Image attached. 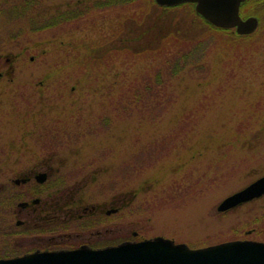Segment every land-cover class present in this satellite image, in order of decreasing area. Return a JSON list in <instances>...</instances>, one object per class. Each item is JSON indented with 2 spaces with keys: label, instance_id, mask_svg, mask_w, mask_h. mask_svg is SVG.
Returning a JSON list of instances; mask_svg holds the SVG:
<instances>
[{
  "label": "rangeland",
  "instance_id": "obj_1",
  "mask_svg": "<svg viewBox=\"0 0 264 264\" xmlns=\"http://www.w3.org/2000/svg\"><path fill=\"white\" fill-rule=\"evenodd\" d=\"M34 1L22 15L14 6L27 0H0V182L33 165L42 158L41 145H48L49 154L58 153L53 171L74 176L65 182L70 191L136 195L134 205L149 211L130 220L132 229L174 230L191 247L236 237L264 241V195L231 212L217 211L226 196L264 175V28L234 48L232 62L221 49L207 57L210 71L186 68L168 86L175 100L153 123L151 111L135 99L120 110L108 103L120 87L146 75L145 61L118 57L90 70L68 44L109 32L118 14L127 17L113 47L139 51L170 32L194 37L208 27L194 5L163 10L154 4L138 20L135 14L145 9L141 0ZM93 4L103 7L76 22L34 33L28 26L30 17L47 20ZM241 13L262 18L264 5L247 3ZM212 42L207 35L203 48ZM107 47L95 50L97 56ZM105 115L114 119L110 126L96 128ZM182 119L190 124L178 127Z\"/></svg>",
  "mask_w": 264,
  "mask_h": 264
},
{
  "label": "flooded vegetation",
  "instance_id": "obj_2",
  "mask_svg": "<svg viewBox=\"0 0 264 264\" xmlns=\"http://www.w3.org/2000/svg\"><path fill=\"white\" fill-rule=\"evenodd\" d=\"M244 3V7L247 3L263 6L264 0ZM254 14L243 16L241 13L243 18ZM263 17L259 18L260 23ZM41 146L42 158L0 182V262L57 253L59 264H92L94 258L88 253L124 242L164 236L176 243H187L178 240L174 230L144 234L130 228L133 217L143 218L138 214L149 211L134 205V194L70 191L61 184L66 182L64 174L53 171L54 157L58 153L49 154L50 146ZM150 218L153 219L149 217L146 221ZM234 239H219L211 244ZM70 252L73 255L68 256ZM76 252L81 255L76 256ZM33 260L38 262L40 258Z\"/></svg>",
  "mask_w": 264,
  "mask_h": 264
},
{
  "label": "trees",
  "instance_id": "obj_3",
  "mask_svg": "<svg viewBox=\"0 0 264 264\" xmlns=\"http://www.w3.org/2000/svg\"><path fill=\"white\" fill-rule=\"evenodd\" d=\"M27 3L17 4L15 7V11L22 15H28L29 10L36 4L34 0H27ZM129 1V0H128ZM135 2L134 0H131ZM145 2V9L141 11L138 15H136L137 19L141 20L143 15L150 11L152 5H157L154 0H141ZM152 1L154 3H152ZM108 1L104 2V5H108ZM117 5V4H116ZM186 4L179 5L176 7H161L163 10L170 9V8H177L182 7ZM158 6V5H157ZM103 6L100 4H93L89 6H81L79 9H68V11L57 14L55 17L48 18L47 20H35L34 18L30 17V21L28 22V26L30 27L31 32H40V31H47L48 29L55 28L57 26H61L67 23L76 22L79 18H82L85 15H94L98 8H102ZM160 7V6H159ZM3 9H0V15ZM195 15L202 21L203 24L208 26L204 29L201 33L194 37H181L174 32H170L161 36L160 41L157 45L151 47L146 46L139 51H132L129 47H113L110 41L118 31L122 28L123 25V18L124 15L118 14V20L115 24V27L111 29L109 32L102 31L100 35L92 39L89 43H83L84 39H80V37H75L72 39L73 43H69L68 45L71 46L73 52L76 56L82 61H86L90 66V70L96 69V67H100L105 64H109L110 61H113L115 58L121 57L125 61H145V64L150 66V69H146V75L140 79L137 77L134 81L130 84H126L119 88L117 94L113 95V98L116 97V100L112 99V102L108 101L109 106L114 104V107L120 110L122 107H125L127 103L131 105L132 99H135L138 102V105L146 106L150 113H147V118L149 122H156L159 117H163L166 114V106L173 103L175 100L174 96L171 93H168V86L170 82L175 78L179 77L182 72L186 70V68L191 67L190 65H197V70L203 71L204 69L201 68L206 67V71L208 72L211 70L208 65H204L207 61V57L210 54H215L217 51L218 53L222 50L226 52V59L229 60L231 56L232 58L236 59L237 53L233 52L234 48L241 47L247 45L249 41L256 37L257 35L245 36L241 37L239 35L238 38H232L234 36L229 29H222L217 28L209 24L205 19H203L199 14H197L194 10ZM126 16V15H125ZM131 16V15H129ZM2 19L6 18L1 16ZM127 17V16H126ZM9 19L8 17L6 18ZM5 22V21H3ZM6 23V22H5ZM2 28V26H0ZM261 32V31H260ZM214 36V41L206 48H203V43L205 42V37L207 35ZM226 35L228 37H226ZM231 35V36H229ZM13 38V36H12ZM241 38V39H240ZM82 44V48L78 49L79 45ZM103 45H108V47L103 51L101 54L97 56L96 51L98 48L102 47ZM82 50V52H81ZM235 54V55H234ZM232 58L229 62H232ZM207 63V62H206ZM162 97V99L158 98ZM131 100V101H130ZM133 100V101H135ZM135 103V102H134ZM164 105L161 107V110L158 108L159 106ZM157 112V115H154ZM153 113V114H152ZM253 116V115H251ZM251 116L246 117L245 119L249 120ZM118 118L122 117V113L119 112L117 115ZM146 118V119H147ZM186 118V117H184ZM114 119H111L109 116L105 115L100 120V125H96L98 129H107L110 126L111 122ZM186 119H182L178 125L181 127L183 122ZM188 122V121H186ZM185 122V123H186ZM186 124H190L189 122ZM243 124V123H242ZM164 138H170L169 135H166ZM163 138V139H164ZM54 139H58V135L54 137ZM171 148L174 144V141H170ZM157 145V144H156ZM168 154V151H167ZM95 158V157H94ZM92 158V161H88L87 164L93 163L95 160ZM127 162V161H125ZM86 167V164H83ZM83 167V168H85ZM63 177L66 180L69 176L65 174ZM66 184V183H61ZM122 191V190H121ZM117 191V192H121ZM152 208V207H151ZM154 208V207H153Z\"/></svg>",
  "mask_w": 264,
  "mask_h": 264
},
{
  "label": "water",
  "instance_id": "obj_4",
  "mask_svg": "<svg viewBox=\"0 0 264 264\" xmlns=\"http://www.w3.org/2000/svg\"><path fill=\"white\" fill-rule=\"evenodd\" d=\"M245 0H155L162 7L194 3L195 11L210 24L220 28H235L239 34H251L259 24L258 18L243 19L240 5ZM264 195V175L246 187L226 196L217 206L226 211ZM76 256L81 253L76 252ZM73 255L72 252L68 256ZM92 264H264V242L233 240L201 248H190L184 243L157 236L138 242L88 253ZM57 253L34 254L19 259L1 260L0 264H59ZM35 257L40 260L34 261Z\"/></svg>",
  "mask_w": 264,
  "mask_h": 264
}]
</instances>
